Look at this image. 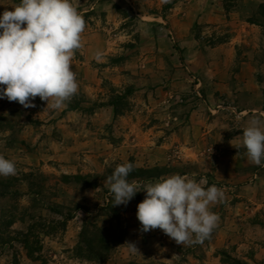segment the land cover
Listing matches in <instances>:
<instances>
[{
    "label": "rangeland",
    "instance_id": "374dc122",
    "mask_svg": "<svg viewBox=\"0 0 264 264\" xmlns=\"http://www.w3.org/2000/svg\"><path fill=\"white\" fill-rule=\"evenodd\" d=\"M71 2L86 22L78 93L59 110L0 99V155L17 169L0 177V264H264V167L233 146L250 119L264 128V0ZM129 162L137 185L223 189L210 238L141 232L144 191L112 206L104 180Z\"/></svg>",
    "mask_w": 264,
    "mask_h": 264
},
{
    "label": "clouds",
    "instance_id": "9594fccd",
    "mask_svg": "<svg viewBox=\"0 0 264 264\" xmlns=\"http://www.w3.org/2000/svg\"><path fill=\"white\" fill-rule=\"evenodd\" d=\"M170 0H162L169 3ZM86 27L71 0H20L13 10L0 14V99L35 107L38 96L48 108L59 110L78 93L71 61L82 48ZM95 59H101L97 53ZM243 147L250 163L264 167V128L257 118L242 130ZM133 163L118 164L104 180L111 205H127L137 192L145 198L137 205L140 231L160 229L176 244H203L218 226L220 217L210 205L225 202V192L216 185L173 174L146 185L128 180ZM15 163L0 155V177L16 175ZM133 251L135 244L128 243Z\"/></svg>",
    "mask_w": 264,
    "mask_h": 264
}]
</instances>
